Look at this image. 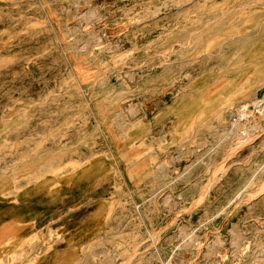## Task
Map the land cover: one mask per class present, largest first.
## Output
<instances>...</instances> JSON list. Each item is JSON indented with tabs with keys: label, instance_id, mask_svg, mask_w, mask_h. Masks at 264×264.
I'll return each mask as SVG.
<instances>
[{
	"label": "rangeland",
	"instance_id": "374dc122",
	"mask_svg": "<svg viewBox=\"0 0 264 264\" xmlns=\"http://www.w3.org/2000/svg\"><path fill=\"white\" fill-rule=\"evenodd\" d=\"M0 209V264H264V0H0Z\"/></svg>",
	"mask_w": 264,
	"mask_h": 264
},
{
	"label": "bare ground",
	"instance_id": "6f19581e",
	"mask_svg": "<svg viewBox=\"0 0 264 264\" xmlns=\"http://www.w3.org/2000/svg\"><path fill=\"white\" fill-rule=\"evenodd\" d=\"M253 35V34H252ZM255 35V34H254ZM247 37V36H245ZM108 50V49H107ZM169 50V49H168ZM216 54V53H215ZM251 58V57H250ZM160 63V62H159ZM263 72V71H262ZM239 75V74H238ZM235 77V76H234ZM234 84V83H233ZM207 94H204L201 99H206ZM206 101V100H205ZM204 103L206 104V102ZM255 109L250 110L248 105L244 104L242 109L240 107V110L238 111V116L235 118L234 121L231 122V128L227 131L228 134H238L237 136L239 138H249L251 135L254 134V132L259 128V122L253 117L255 114ZM137 111V110H136ZM261 112V111H260ZM252 117L251 120H249ZM257 118V117H256ZM256 136V135H255ZM254 137V136H253ZM248 140V139H247ZM252 140V139H251ZM237 142V140H236ZM241 145V144H240ZM234 147V146H233ZM240 147V146H239ZM241 148V147H240ZM237 149V148H236ZM230 151V150H229ZM231 153V152H230ZM231 155V154H230ZM227 155V156H230ZM225 161V160H224ZM209 185V184H208ZM203 187V186H202ZM201 189V188H200ZM204 190V189H203ZM262 191V190H261ZM10 206V205H9ZM6 207V206H5ZM2 209V208H1ZM0 209V224L8 225L11 220L7 219L5 216V211H2ZM4 210V209H3ZM32 222V221H31ZM99 218L94 216L92 213L90 216H86V212L80 213L76 215L75 217H70L66 219L65 225H64V234H68L67 238L65 240L62 239V242L59 244V246L55 247L51 252L49 253L45 259L38 260V264H53L55 261V258L59 255H67L69 251H71L75 247V243L79 239H84V235L88 232L93 234L94 228L98 225ZM27 228L24 226L18 227V229L14 230V233L18 236V239H23L25 233L27 232ZM235 230V229H234ZM4 234V233H3ZM6 235V234H5ZM8 235V234H7ZM184 235V234H183ZM188 236V235H187ZM242 236V235H241ZM206 237V236H205ZM255 237V236H254ZM2 238V236L0 237ZM239 236L235 235L232 239L234 243H237L239 241ZM15 240V239H14ZM86 240V239H84ZM196 240V239H195ZM241 240V239H240ZM17 241V240H16ZM222 241V240H221ZM248 241V240H247ZM12 242V241H11ZM240 242V241H239ZM219 243V242H217ZM239 244V243H238ZM256 244V242H255ZM187 245V243H186ZM245 245V244H244ZM261 245V244H260ZM197 246V245H196ZM71 247V248H70ZM239 248V247H238ZM247 248V247H246ZM240 249V248H239ZM237 251V250H236ZM238 253V252H237ZM219 254V253H218ZM133 255V254H131ZM130 255V256H131ZM170 256V255H169ZM133 259V258H132ZM172 259V258H171ZM170 262V261H169ZM37 263V262H36ZM121 264V263H120ZM124 264V263H123ZM128 264V263H127Z\"/></svg>",
	"mask_w": 264,
	"mask_h": 264
},
{
	"label": "crops",
	"instance_id": "0c3cea01",
	"mask_svg": "<svg viewBox=\"0 0 264 264\" xmlns=\"http://www.w3.org/2000/svg\"><path fill=\"white\" fill-rule=\"evenodd\" d=\"M9 226H10L11 228L18 229V227H21L22 225L19 224L17 221H14V220L12 219V221H10V223H9ZM24 227L29 228V223L26 222L25 225H24ZM43 228H45V227H43ZM10 233H11V232H10ZM3 244H4L3 242H0V253H1V250L5 248V247H3ZM0 255H1V254H0Z\"/></svg>",
	"mask_w": 264,
	"mask_h": 264
}]
</instances>
